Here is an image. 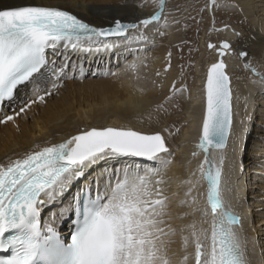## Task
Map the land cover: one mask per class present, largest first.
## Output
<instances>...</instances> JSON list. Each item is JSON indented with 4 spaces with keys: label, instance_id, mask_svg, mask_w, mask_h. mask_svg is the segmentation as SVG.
Returning a JSON list of instances; mask_svg holds the SVG:
<instances>
[{
    "label": "snow or ice",
    "instance_id": "snow-or-ice-1",
    "mask_svg": "<svg viewBox=\"0 0 264 264\" xmlns=\"http://www.w3.org/2000/svg\"><path fill=\"white\" fill-rule=\"evenodd\" d=\"M137 6L153 11L129 22L115 18L106 28L54 4L0 9V125L18 128L16 118L45 103L64 81L86 78L82 64L77 75L73 54L79 59L83 54L115 53L119 66L118 50L123 47L136 57L124 71L136 72L143 63L137 52L145 49L130 45L154 44V38L149 40L153 29L164 37L171 16L165 12L166 0H137ZM215 7L217 0H208L200 11ZM234 35L240 33L234 30ZM207 47L220 59L207 68L202 85V118L191 156L202 154L203 159L179 179L177 190H171L167 177L175 155L168 127L144 133L127 126H89L61 142L37 144L0 161V264H251L237 211L239 178L233 179L227 168L230 142L234 150L237 136L232 77L223 57L235 53L227 41L218 49L212 43ZM246 47L238 53L242 67L264 89V54L254 63ZM171 55L164 72L171 68ZM29 85L31 93H21ZM187 92L186 84L178 87L173 81L149 118L154 113L159 122L166 106L190 103ZM93 169L98 171L89 176ZM80 180L84 183L66 200ZM202 182L204 192L199 190ZM65 223L67 242L59 231ZM177 240L179 252L172 248Z\"/></svg>",
    "mask_w": 264,
    "mask_h": 264
},
{
    "label": "bare ground",
    "instance_id": "bare-ground-1",
    "mask_svg": "<svg viewBox=\"0 0 264 264\" xmlns=\"http://www.w3.org/2000/svg\"><path fill=\"white\" fill-rule=\"evenodd\" d=\"M35 4L59 5L94 27L109 26L115 18L129 22L136 17L143 18L145 14L153 11L152 7L139 8L137 0H0V9ZM122 4L127 7H117ZM219 6L228 14L229 22L210 24L200 47L197 48L198 53L192 51L188 58H185L187 51L190 52L194 47L193 50H196L195 41L190 36L186 41H181L186 38L181 32V21L187 18L183 16L186 9L182 4L172 3V0H166L165 12L171 13L169 25L163 29L166 35L164 37L155 35V29H153V32L149 33V40L154 38V44L149 42L130 45L131 48L145 50L151 49L154 45L158 46L156 51L149 52L147 58H141L144 51L137 52L139 60L143 63L136 72L124 71L125 65L136 57L132 56L127 62L125 58L121 60L124 57L120 55L122 52L125 55L128 54L123 47L118 50L120 67L117 69L114 64L117 62L115 53L83 54L79 59L73 54L71 56L73 62L77 61L78 65L84 62L85 67H91L94 71H97L96 65L111 62L113 67L110 71L114 70L113 72L119 73V76H111L108 80L64 81L63 87L53 92L50 97H45V103L34 104L26 116L22 114L16 118L18 128L11 123L6 126L0 125V161L7 162L9 157L14 159L18 154L37 144L43 147L47 143L61 142L69 135L75 134L78 129L83 130L89 126H127L144 133H151L179 119L180 131L171 140L169 139L170 147L175 155L167 171V177L172 179L171 190L176 191L179 179L186 178L187 173L203 159L202 154L193 158L191 153L198 142L202 118V85L206 69L217 59L216 50L208 49L207 45L212 43L217 48L221 40L229 41L235 54H226L223 59L232 77L234 128L237 140L234 150L230 142L227 168L231 170L233 179L237 176L239 178L240 204L237 211L243 219L244 233L247 237V255L251 264H264V226H262L264 224V193L260 192L264 191V140L255 139V137L264 138V129L258 125L259 120L264 119V89L252 83V77L243 69L238 55L239 50H242L245 45L247 46L245 50L254 63L264 54V0H231V2L217 0V7ZM225 25L228 27L225 28ZM239 28L245 33L241 37L234 35V30L238 32ZM212 37L214 41L208 42ZM179 49L183 50L180 52V62L187 61L186 67L191 73L190 88L185 93L186 96H191V101L183 104L181 108L166 106L167 113L157 122L155 114L153 113L150 119L149 113L157 104L164 101L173 81L178 87L182 83V76H179L181 71L175 67L164 72L168 53ZM62 59L63 57H60L57 62L59 63ZM174 61L177 62L178 59L175 58ZM144 68L154 74H144L139 77ZM260 70L264 71V69ZM157 71L161 73L160 76H156ZM140 88L145 90L144 95L137 91ZM20 91L21 93L27 91L30 94L31 86L29 85L27 89L21 88ZM3 114L4 112H0V115ZM8 114L11 113L8 112ZM250 128L256 131L255 136H252V132L249 136L247 135ZM211 155L214 157L215 153ZM142 163L147 162L142 161ZM242 166L244 167L241 173ZM96 171L98 169L91 170L89 176ZM83 183L84 180H80L73 185L72 191L65 199L70 198ZM199 190L200 192L206 190L203 182ZM203 203L202 197L201 204ZM44 217H48L47 210L44 212ZM259 224L261 225L258 226ZM172 248L179 252L178 240Z\"/></svg>",
    "mask_w": 264,
    "mask_h": 264
},
{
    "label": "rangeland",
    "instance_id": "rangeland-1",
    "mask_svg": "<svg viewBox=\"0 0 264 264\" xmlns=\"http://www.w3.org/2000/svg\"><path fill=\"white\" fill-rule=\"evenodd\" d=\"M185 1H187V2L185 3ZM225 1H228V2L230 1L231 2V0H222V2H225ZM172 3L182 4L183 7L185 6V9H186V12L183 14V16H187V18L185 20L181 21V24H182L181 32L184 33L186 38L181 39V41H184V40L186 41V39L189 36L192 37L193 40L195 41L194 46H196V50H193V49H195V47H194V48H192L190 50V52L187 51L186 56H185V54L183 55V57L185 56V58H188V56L192 53V51L195 52V53H198V49L197 48L200 47L201 41L204 39L205 32L208 31V27L210 26V24H212L213 22L215 24L229 22V20L227 19L228 14L225 11H223V8L221 6L217 7L215 11H213V10H204L203 12L200 11V9L203 8L206 3H208V0H172ZM241 31L242 30L239 28L238 32H240V37L245 34L243 31L242 32ZM209 41L210 42L214 41L213 37L210 38V40H208V42ZM157 47L158 46L154 45L151 49H146L144 51V54L141 56V58H147V56H149V54H150L149 52L156 51ZM182 51L183 50H180V49L172 51V53H171L172 54L171 55V68L175 67L177 70L181 71L180 75H179V76H182V79H181L182 83L181 84H186L188 89H189L190 88L191 73L188 71V69L186 67L188 62L187 61L186 62H180V57H181L180 52H182ZM175 54H176L177 57L174 56ZM120 55L124 56V57L121 58V60L123 58H125L126 62L129 61V59L132 57V56H130L128 54L125 55L124 52H122ZM175 58H177L179 62L178 61L175 62L174 61ZM167 59H168V56H167ZM111 60H113V59H111ZM74 63L77 64V75H79L78 69H79L80 65H78L77 61L74 62ZM116 63L117 62H114V64L116 65V69H117L120 66H117ZM103 64L100 63V66L96 65L95 68H96L97 71H94V69L91 68V67H88V68L85 67L86 65L83 62L82 65H83L84 71L86 73V78H83V79L77 78L75 80H70V81L71 82L72 81L73 82H77L78 80H89V79H104V80H108V79H110L111 76H107L106 77V76H103V75H99V76H94L93 75L94 72L103 73L105 71H109L110 68L113 67V64L111 62H109V63L103 62ZM184 65H185V67H184ZM146 70H147V68H144V70H142L141 75H138V76L141 77V76H144V74L147 75V74H150V73L154 74V72H148V70L147 71ZM68 71H69L70 74L72 73L73 69L71 68V66L69 67ZM91 72H93V73H91ZM155 74H156V72H155ZM66 81H69V80H66ZM263 120L264 119H260L259 120L260 123H258V125L262 129H264ZM167 127L173 133V137H174L177 134L176 129L177 128H179V129L181 128V122H179V119H175L174 121L170 122ZM251 132H252V136H255L256 131L252 130L251 128L249 129V132H248L247 135L249 136V134ZM164 135L167 136L168 133H164ZM173 137H171L169 139L171 140ZM255 139L264 140V138H260V137H258V138L255 137ZM245 151H246V149H245ZM246 155H247V152H246ZM252 156H253V154H252ZM244 166H248V165H244ZM244 166H242V168ZM260 192L264 193V191H260ZM259 209H261V208H259ZM260 225L261 224H259L258 226H260ZM64 226L68 227L67 223ZM262 226H264V224Z\"/></svg>",
    "mask_w": 264,
    "mask_h": 264
},
{
    "label": "water",
    "instance_id": "water-1",
    "mask_svg": "<svg viewBox=\"0 0 264 264\" xmlns=\"http://www.w3.org/2000/svg\"><path fill=\"white\" fill-rule=\"evenodd\" d=\"M224 41H226V40H221V41L219 42L217 49L219 48L221 42H224ZM227 42L230 44L229 41H227ZM208 44H209V43H208ZM216 53H217V51H216ZM218 59H220V57H219L218 54H217V59H216V61H217ZM216 61H215V62H216ZM209 66H210V64L208 65V67H209ZM208 67H207V68H208ZM206 71H207V69H206ZM205 78H206V75H205ZM204 80H205V79H204Z\"/></svg>",
    "mask_w": 264,
    "mask_h": 264
}]
</instances>
